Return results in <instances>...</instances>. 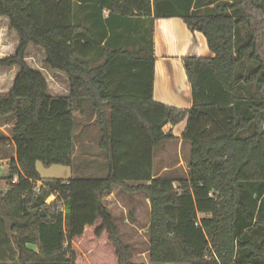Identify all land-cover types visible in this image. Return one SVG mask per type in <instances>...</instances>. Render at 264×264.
Masks as SVG:
<instances>
[{
  "label": "trees",
  "instance_id": "1",
  "mask_svg": "<svg viewBox=\"0 0 264 264\" xmlns=\"http://www.w3.org/2000/svg\"><path fill=\"white\" fill-rule=\"evenodd\" d=\"M194 1L0 0V18L19 38L15 54L0 59L19 69L0 96V125L13 124L11 138L0 131V150L15 154L3 158L6 177L0 163V264H135L104 203L114 188L151 204L150 264H264V7ZM153 10L203 34L214 54L182 58L190 109L154 98L152 31L149 47L124 42L131 19ZM30 45L68 77L69 96L48 94L26 62ZM86 116L108 174L43 178L39 162L74 167ZM185 120L181 138L164 132ZM179 141L190 145L188 176L155 177V150Z\"/></svg>",
  "mask_w": 264,
  "mask_h": 264
},
{
  "label": "rangeland",
  "instance_id": "2",
  "mask_svg": "<svg viewBox=\"0 0 264 264\" xmlns=\"http://www.w3.org/2000/svg\"><path fill=\"white\" fill-rule=\"evenodd\" d=\"M258 4L264 7V0H259ZM248 7L252 6L248 5ZM125 38H127V35H125ZM131 42V48L137 49L139 45L134 32L131 36ZM18 47L17 35L10 29V23L0 20V59L13 56ZM45 60V53L39 49L32 47L27 52V64L44 75L50 89V95L56 97L68 95L70 90L68 83L64 82L65 78H57V74L46 66ZM18 72L17 67H0V96H6L10 93ZM76 116L82 120L83 116L79 112H76ZM94 119L90 121L86 116L84 122L87 127L83 125L77 131L78 140L74 167L57 165L46 167L39 162L37 163V169L43 178L66 180L74 176L104 177L108 174L107 161L105 162L99 149V131L93 125ZM82 127L85 129L84 132L81 131ZM175 127L173 134L180 137L186 127V120ZM12 129L13 124L0 125V131L9 138H11ZM80 131L81 135H79ZM187 145L189 144L179 145V142H165L156 149L157 162L154 169L156 177H169L178 180L188 176V158L190 154ZM14 155L12 147L0 150V159H2L0 162L1 174L4 176L8 172L9 161L7 162L3 158L14 157ZM163 167L170 170L163 172L161 171ZM4 185L5 182L1 181L0 186L3 187ZM53 200L54 197H51L48 201L51 203ZM104 201L107 207H111L115 222L121 230L123 241L131 246V261L135 264H150L148 237L150 211L146 197L142 194L126 195L116 188L113 193L104 198Z\"/></svg>",
  "mask_w": 264,
  "mask_h": 264
},
{
  "label": "crops",
  "instance_id": "3",
  "mask_svg": "<svg viewBox=\"0 0 264 264\" xmlns=\"http://www.w3.org/2000/svg\"><path fill=\"white\" fill-rule=\"evenodd\" d=\"M196 1L198 2L201 1L199 2L200 4L209 2V0H195L194 3H196ZM89 3L92 4L94 2H89ZM200 4L198 7H201L202 4L201 5ZM171 5L172 3L167 7H171ZM76 7H87V4L86 3L81 4V2L78 1ZM152 7H155V0H152ZM202 7H207V6L203 5ZM209 7H214V5H211ZM83 12H84L83 9H80V15L83 16L84 15ZM105 17H107V12H105ZM0 20L9 22L7 18H0ZM131 20H132L131 24L133 25L131 26V28L134 30V35L139 45L138 47L141 48L149 47L150 31H152L151 33L153 34L152 40H153L154 56H155V86H154L155 100L164 105L176 107L179 109H190L193 104L192 91H191V85L188 81L185 72L182 58L184 57L213 58L214 54L208 48L206 38L201 33L198 32L192 33L188 29L187 25L180 18L156 19L154 10H153L152 18L146 16H141V17L137 16L132 18ZM131 36H132V32L127 34V38H124V42L128 41L129 43H132ZM17 39L19 43L18 36ZM32 47L34 46L30 45L28 51ZM53 72L57 74V78L60 79L65 78L64 82L68 83L70 90V83L68 77L65 74L60 73L58 71H53ZM48 94L49 95L51 94L49 87H48ZM65 96H69V94ZM186 126H187V120H186ZM185 128L183 132L185 131ZM175 129L176 127L167 125L164 128V132L165 133L172 132L173 134ZM181 136L180 137L175 136V137L181 138ZM179 145H185V142L179 141ZM187 146L190 154V146L189 145ZM154 157H155L154 158V169H155L157 156H155L154 154ZM5 161L7 160L5 159ZM188 163H189V158H188ZM169 170L170 169L167 167L161 168V171L163 172ZM154 176L156 177L155 170H154ZM3 187L0 186V188ZM115 190L116 188H114L111 193H113ZM146 200H147V204H149V211L151 212V204L147 198ZM107 208L112 213L111 207H107ZM148 224H149L148 225V230H149L150 219ZM120 234H121V230H120Z\"/></svg>",
  "mask_w": 264,
  "mask_h": 264
},
{
  "label": "built area",
  "instance_id": "4",
  "mask_svg": "<svg viewBox=\"0 0 264 264\" xmlns=\"http://www.w3.org/2000/svg\"><path fill=\"white\" fill-rule=\"evenodd\" d=\"M50 200V199H49ZM48 203L50 202V201H47Z\"/></svg>",
  "mask_w": 264,
  "mask_h": 264
}]
</instances>
